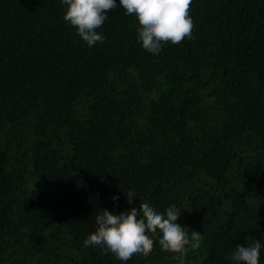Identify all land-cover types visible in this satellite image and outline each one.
I'll use <instances>...</instances> for the list:
<instances>
[{"label":"trees","instance_id":"trees-1","mask_svg":"<svg viewBox=\"0 0 264 264\" xmlns=\"http://www.w3.org/2000/svg\"><path fill=\"white\" fill-rule=\"evenodd\" d=\"M63 11L0 0V264H121L83 241L129 190L200 232L186 264L264 246V0H193L195 40L158 55L122 8L94 47Z\"/></svg>","mask_w":264,"mask_h":264},{"label":"clouds","instance_id":"clouds-1","mask_svg":"<svg viewBox=\"0 0 264 264\" xmlns=\"http://www.w3.org/2000/svg\"><path fill=\"white\" fill-rule=\"evenodd\" d=\"M64 6L62 18L89 47L103 43L106 37L98 31L113 9L122 8L127 16L137 21V39L143 49L158 55L166 44L178 45L195 40L196 25L190 15L193 0H60ZM131 208L114 214L104 208L95 217L97 227L84 239L85 247L100 248L121 264L134 256L147 258L158 243L160 250L172 254L177 264H186L189 251L199 249V231H186L177 221L181 209L168 206L163 212L147 202L134 206L137 194L124 193ZM113 201L117 196L112 197ZM262 244L259 239L247 245L238 244L225 256L234 264H260Z\"/></svg>","mask_w":264,"mask_h":264}]
</instances>
